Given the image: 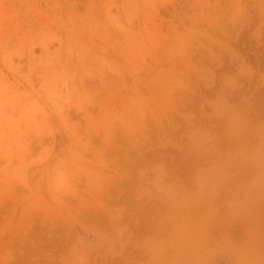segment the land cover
I'll return each mask as SVG.
<instances>
[{"label": "rangeland", "instance_id": "rangeland-1", "mask_svg": "<svg viewBox=\"0 0 264 264\" xmlns=\"http://www.w3.org/2000/svg\"><path fill=\"white\" fill-rule=\"evenodd\" d=\"M0 264H264V0H0Z\"/></svg>", "mask_w": 264, "mask_h": 264}]
</instances>
